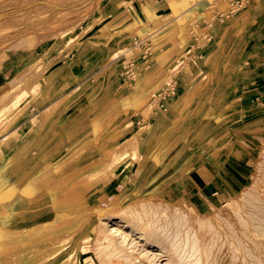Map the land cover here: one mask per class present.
Returning a JSON list of instances; mask_svg holds the SVG:
<instances>
[{
  "label": "rangeland",
  "instance_id": "rangeland-1",
  "mask_svg": "<svg viewBox=\"0 0 264 264\" xmlns=\"http://www.w3.org/2000/svg\"><path fill=\"white\" fill-rule=\"evenodd\" d=\"M145 1L0 0V264H43L61 247L64 260L52 264H98L102 222L126 208L151 204L156 212L146 223L174 209L215 226L243 191L264 199V90L261 107L256 97L250 101L257 107L241 113L240 88L251 84L236 79L240 69L264 87L257 55L264 40L246 44L238 42L241 30L224 32L227 18L256 0H212L202 10L212 7L213 17L199 22L183 13L194 0ZM199 57L208 59L197 79ZM178 84L192 88L186 102L176 96ZM157 123L162 127L151 134ZM241 157L248 158L245 181L220 203L208 197V209L119 195L112 186L114 168L126 159L150 168L184 162L209 178ZM70 178L81 191L72 203L54 202L47 189ZM46 223L49 235L36 232ZM7 230L18 240L3 238Z\"/></svg>",
  "mask_w": 264,
  "mask_h": 264
},
{
  "label": "bare ground",
  "instance_id": "bare-ground-1",
  "mask_svg": "<svg viewBox=\"0 0 264 264\" xmlns=\"http://www.w3.org/2000/svg\"><path fill=\"white\" fill-rule=\"evenodd\" d=\"M257 55L264 59L263 52L259 51ZM238 72L236 79L242 78L243 72L240 69ZM110 77V74L106 75L104 82ZM191 92L192 89L186 92L183 99L185 102ZM170 116L172 113L168 114V118ZM102 123L103 121L97 120L98 127ZM158 124L154 126L151 134L162 127ZM81 149L82 147L78 150ZM81 173L83 171L78 173L79 176ZM57 184L47 189L54 202L72 203L74 195L81 191L79 184L71 178L56 188ZM65 189L69 191L66 192ZM247 193L242 192L239 202L232 201L234 204L231 209L228 206L230 212H226V218L221 215L223 219L220 221V214H215L218 215L215 218L219 217V224L215 223V227L208 222L211 228L215 227L211 230L209 225L198 223L189 213H180L174 209H165L156 221L148 220L146 223L144 217L153 216L156 212L151 204L140 205L139 209L126 208L113 220L102 222L100 236L95 240L94 246V252L98 251V255L102 256L98 264H158L162 260L169 264H264V199L251 197ZM211 207L214 208L215 205ZM194 220H197L196 224ZM47 228L52 229L50 223L38 225L34 229L44 235L49 232ZM204 229L208 230L207 235L210 231L207 238L200 236ZM5 236L16 240L19 238L10 230L6 231L3 238ZM27 239L31 243L35 241L30 235ZM64 249L61 247L49 254L43 264H52L57 258L64 260Z\"/></svg>",
  "mask_w": 264,
  "mask_h": 264
},
{
  "label": "crops",
  "instance_id": "crops-1",
  "mask_svg": "<svg viewBox=\"0 0 264 264\" xmlns=\"http://www.w3.org/2000/svg\"><path fill=\"white\" fill-rule=\"evenodd\" d=\"M154 1L155 0H146L145 2L150 3L147 5H153ZM194 1L196 2V0ZM210 1L212 0H197L196 3L194 2L184 9V16L194 17L195 15H199L197 18L198 22L200 21L199 19H203L204 17H213L212 7L207 8L204 11L202 10L203 6L207 7L208 5H211ZM154 7L156 6H152L151 9H157ZM156 11H158V9ZM263 14L264 0H256L244 11L238 13L235 16H230V18L228 17L224 24V32L230 35L241 30L242 32L239 34L242 35L239 37L238 42H245L246 44L259 42V39L264 40V35L260 34L264 33V18L260 20V17ZM258 20V28L255 29L253 26L255 25L254 23H256V21L258 22ZM174 23L175 22L171 23V21L168 22L165 29L172 27ZM216 25V30H218L220 25ZM251 27L253 28L249 29ZM255 30H257L256 33H254ZM255 37L256 40H254ZM212 45L217 49L216 42H214ZM206 59L208 58H204L201 62V57L196 58L195 63L201 65V67L199 70L195 71L192 76L197 77V79L203 77L204 71L202 65L206 63ZM218 61L219 59L214 58L212 61L207 63L212 65V67H215ZM241 76L242 79L249 81L251 84L250 90H247V92L243 88H240L243 90V94L242 98H239L241 106H237V108H243L240 110L242 113L243 111L245 112L249 111L250 109H255L257 106L261 107L260 105L262 104V101L260 99L259 93L260 89L264 90V87L260 84V87H256V77L253 75L249 76V74L244 72V74ZM261 82H264V78H261L258 81V83ZM178 86V90L176 89L177 97L182 96L184 98L186 92L192 89L189 87V84H186L185 87H181L180 84H178ZM191 96L199 97L201 96V93L193 92ZM256 97L259 98V101H261V103H258L257 106L252 101H250ZM177 102L178 100L174 101L173 105ZM193 104L190 103V105L187 107L195 108L196 106L194 107ZM247 162L248 158L241 157L238 161L231 162L230 169L227 170L228 172L218 169L215 170L209 178H207L206 174L202 172L201 169H199L198 172L192 174L189 167L184 168V162L179 166H175V162H173L167 167L166 165L159 163L158 165L156 164L150 168L148 164H144L139 167L136 161L126 159L114 168L115 177L112 186L119 195L130 192L141 197L148 196L150 198H158L165 201H182L194 206L196 209L203 210L208 209V197H213L216 199L217 203H220L225 197L231 195L234 189H237L242 185V181L244 182L245 178L247 177V168L249 167Z\"/></svg>",
  "mask_w": 264,
  "mask_h": 264
},
{
  "label": "built area",
  "instance_id": "built-area-1",
  "mask_svg": "<svg viewBox=\"0 0 264 264\" xmlns=\"http://www.w3.org/2000/svg\"><path fill=\"white\" fill-rule=\"evenodd\" d=\"M174 85H175V83H174ZM171 94L174 95L175 94V90H172V93Z\"/></svg>",
  "mask_w": 264,
  "mask_h": 264
}]
</instances>
